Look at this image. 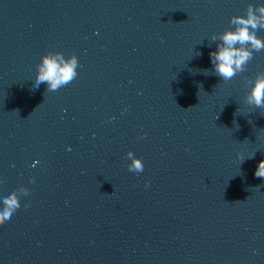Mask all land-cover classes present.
<instances>
[{"label":"water","instance_id":"water-1","mask_svg":"<svg viewBox=\"0 0 264 264\" xmlns=\"http://www.w3.org/2000/svg\"><path fill=\"white\" fill-rule=\"evenodd\" d=\"M248 4L0 0V264H264V49L209 58ZM42 54L73 80L36 87Z\"/></svg>","mask_w":264,"mask_h":264},{"label":"clouds","instance_id":"clouds-1","mask_svg":"<svg viewBox=\"0 0 264 264\" xmlns=\"http://www.w3.org/2000/svg\"><path fill=\"white\" fill-rule=\"evenodd\" d=\"M229 23L233 26L232 29H225L220 34V42L216 43V49L209 53L212 74L224 82L232 80L246 70V65L252 59L253 50L264 49V41L256 35L259 29H264V4L255 6L248 4L245 14L231 16ZM211 39L215 42L217 37L213 36ZM75 66V58L70 57L67 61L58 63L53 55L42 54L40 62L36 65L33 82L36 87L47 83L48 90L55 91L73 80ZM245 82L247 83L245 102L250 106L264 109V73H257L253 79L245 78ZM134 166L136 169L142 167L139 163H135ZM254 175L264 179V159L258 161ZM2 204L0 222L10 219L19 208V203L12 194H6Z\"/></svg>","mask_w":264,"mask_h":264}]
</instances>
